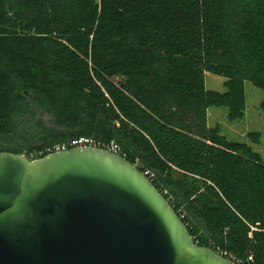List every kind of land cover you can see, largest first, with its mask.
Listing matches in <instances>:
<instances>
[{
    "label": "trees",
    "instance_id": "trees-1",
    "mask_svg": "<svg viewBox=\"0 0 264 264\" xmlns=\"http://www.w3.org/2000/svg\"><path fill=\"white\" fill-rule=\"evenodd\" d=\"M245 82L264 92V0H0V153L114 142L198 246L264 264V163L207 126L244 118Z\"/></svg>",
    "mask_w": 264,
    "mask_h": 264
},
{
    "label": "water",
    "instance_id": "water-1",
    "mask_svg": "<svg viewBox=\"0 0 264 264\" xmlns=\"http://www.w3.org/2000/svg\"><path fill=\"white\" fill-rule=\"evenodd\" d=\"M0 264L234 263L198 246L135 165L87 147L0 153Z\"/></svg>",
    "mask_w": 264,
    "mask_h": 264
},
{
    "label": "rangeland",
    "instance_id": "rangeland-1",
    "mask_svg": "<svg viewBox=\"0 0 264 264\" xmlns=\"http://www.w3.org/2000/svg\"><path fill=\"white\" fill-rule=\"evenodd\" d=\"M111 80L118 84L120 78L114 77ZM204 80L206 90L217 93L225 92L223 78L206 73ZM244 94L245 115L242 120L229 121L226 108H211L207 114L211 116L210 120L208 119L209 128L217 127L221 135L229 141L247 144L253 152L260 156L264 163V114L260 109L261 103L264 102V92L254 87L250 82H245ZM42 120H46V117L42 116ZM250 133L259 134L258 144H253L248 139L247 135ZM228 255L233 257L232 254Z\"/></svg>",
    "mask_w": 264,
    "mask_h": 264
},
{
    "label": "built area",
    "instance_id": "built-area-1",
    "mask_svg": "<svg viewBox=\"0 0 264 264\" xmlns=\"http://www.w3.org/2000/svg\"><path fill=\"white\" fill-rule=\"evenodd\" d=\"M87 147L100 148L124 158V155L121 153L120 147L116 143L110 142L109 144H102L100 142L95 141L92 138H87V137L73 138L66 143L58 144L52 148L45 149L44 151H41L39 155H43V154L48 155L55 152L68 151L74 148H87ZM142 173L149 180L150 178H152V174L149 171H144ZM217 253L234 264H245L243 261L236 259L235 257H231L226 253H222L220 251H217Z\"/></svg>",
    "mask_w": 264,
    "mask_h": 264
},
{
    "label": "crops",
    "instance_id": "crops-1",
    "mask_svg": "<svg viewBox=\"0 0 264 264\" xmlns=\"http://www.w3.org/2000/svg\"><path fill=\"white\" fill-rule=\"evenodd\" d=\"M210 109H211V108H209V109L207 110V114L209 113V110H210ZM210 118H211V116H208V115H207V126H208V127H210L209 124H208V119L210 120Z\"/></svg>",
    "mask_w": 264,
    "mask_h": 264
}]
</instances>
